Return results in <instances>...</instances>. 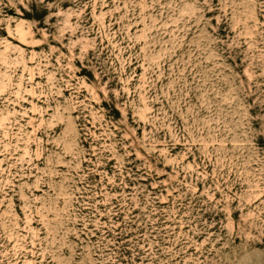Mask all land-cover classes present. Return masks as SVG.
<instances>
[{
  "label": "rangeland",
  "instance_id": "obj_1",
  "mask_svg": "<svg viewBox=\"0 0 264 264\" xmlns=\"http://www.w3.org/2000/svg\"><path fill=\"white\" fill-rule=\"evenodd\" d=\"M0 264H264V0H0Z\"/></svg>",
  "mask_w": 264,
  "mask_h": 264
}]
</instances>
